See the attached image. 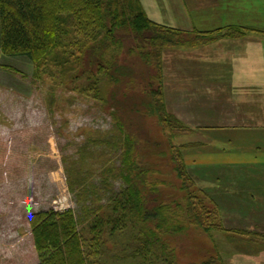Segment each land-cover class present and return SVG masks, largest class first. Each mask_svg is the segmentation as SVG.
Listing matches in <instances>:
<instances>
[{
    "label": "trees",
    "instance_id": "obj_1",
    "mask_svg": "<svg viewBox=\"0 0 264 264\" xmlns=\"http://www.w3.org/2000/svg\"><path fill=\"white\" fill-rule=\"evenodd\" d=\"M216 33L157 24L139 0H0L1 52L27 58L36 80L45 74L54 84L68 75L71 81L82 79L80 92L102 105L100 114L91 113L86 100L70 102L69 112L53 113L50 96L36 89L25 96L0 84V112L13 120L11 126L0 122V264H107L111 256L135 264H175L168 235L185 231L188 222L204 231L223 229L215 222L217 211L197 197L184 163L182 150L191 143L169 145L187 192L184 206H148L147 194L157 193L162 182L149 179L151 172L139 164L136 138L142 126L128 133L119 114L121 99L112 93L126 78L130 89L133 82L146 83L144 105L167 139L191 134L166 107L161 56L168 48L211 42ZM124 34L135 41L129 53L148 68L144 80L119 60ZM105 118L111 127L103 130ZM66 123L95 130L67 135L61 127ZM30 144L44 152L36 162L29 160ZM62 195H71V204L57 209Z\"/></svg>",
    "mask_w": 264,
    "mask_h": 264
},
{
    "label": "rangeland",
    "instance_id": "obj_2",
    "mask_svg": "<svg viewBox=\"0 0 264 264\" xmlns=\"http://www.w3.org/2000/svg\"><path fill=\"white\" fill-rule=\"evenodd\" d=\"M122 37L123 49L119 56L121 64L127 63L130 67L135 68L136 78L140 81L144 80L145 73L148 72L147 66L136 54L129 53L130 47L135 43L134 39L126 34ZM49 71L53 72L54 70L49 68ZM33 72L34 67L27 58L6 56L0 50L1 85L25 96H31L35 89L38 91L37 94L40 93V96L41 94L45 97L50 96V107L53 113L60 110L69 112L70 102L86 100L87 103H92L89 111L93 114H100L99 109L102 108V105L92 102V98L80 92L82 79L77 78L71 81L68 75L62 83L54 84L48 74L42 75L41 79L36 80L33 78ZM152 72H155L154 69ZM128 81L126 78L112 87V93L115 94L113 96L116 99H121L122 110H119V114L124 116V126L130 130L128 133L136 132L134 126H142V130L138 131L142 132V135L136 138L139 164L147 166L151 172L149 179L162 182L158 186L157 193L147 194L148 206H154L160 202L171 204L173 208H177V205L184 206L183 200L187 192L183 190L182 183L174 170L169 145L202 141L204 135L201 132H195L196 129H205V127L210 129L212 128L210 125L215 123L218 125L220 122L233 126L244 124L241 122L242 119H250L252 112L248 109L243 110V107L240 111L236 106L237 100L231 101L232 106L229 105L230 102L225 96L216 95L211 99L204 97L201 95L202 91L199 86H195L191 93L178 96L184 101H175L177 102L176 107L172 110L170 96L167 94L169 101L166 102L165 97L164 100L166 107L168 104V112L175 116L181 124L192 128L191 134L179 135L169 141L163 134L156 116L152 115L144 105L147 98L145 94L149 91L147 84L142 83L135 87L136 82H133V88L130 89L132 86ZM196 92L200 94H197V97ZM108 96L110 97V95ZM173 99L176 100L175 95H173ZM228 105L231 106V109ZM176 112L181 116H177ZM227 113L232 116H222ZM203 114H212L214 117L206 119ZM12 121L11 118L0 112L2 124L11 126ZM104 121L103 130L105 127H111L108 118H105ZM112 121L114 120L112 119ZM107 124L108 126H106ZM61 127L67 132V135L75 132L83 134L93 128L90 126H79L78 128L73 123L70 125L66 123L64 127L62 125ZM132 131L134 132L132 133ZM262 139H264V134L263 137L258 138L257 145L252 144V146H246L245 149L242 146L226 151L219 148L218 151L222 152L218 153L216 150L199 148L186 153V160L194 158L197 162L201 161V164L185 165L193 179L194 188L198 190L196 191L197 197L203 199L208 208H214L217 211L215 222L223 229L204 231L188 222L185 231L168 235L166 242L175 257V264H205L207 262L209 264L211 260L214 261V264H264V238L247 234L251 232L264 235V143ZM76 141L81 142L82 138L76 139ZM191 144L193 147L200 146L198 143ZM241 145H245V143ZM155 146L156 148H154ZM28 155L31 162H36L44 155V152L37 145L30 144ZM200 177L203 179L195 182L194 178L199 179ZM66 196L68 197L62 195V197L56 198L57 209L61 207V204L63 208L71 204V195ZM194 201L197 202V200ZM20 233L24 234L25 230L21 228ZM108 245L107 252L110 256L114 252L111 251L112 245ZM107 264H135V261L131 259L117 261L111 256L107 257Z\"/></svg>",
    "mask_w": 264,
    "mask_h": 264
},
{
    "label": "crops",
    "instance_id": "obj_3",
    "mask_svg": "<svg viewBox=\"0 0 264 264\" xmlns=\"http://www.w3.org/2000/svg\"><path fill=\"white\" fill-rule=\"evenodd\" d=\"M139 1L147 17L157 24L188 32H220L211 42L172 47L162 52L163 93L166 102L167 94L170 96L171 109L176 107L177 100H183L178 96L191 93L199 86L204 97L225 96L229 105L237 100L240 111L243 107L252 112L250 119H242L244 124L215 123L210 129L195 130L203 133L204 140L177 143L200 144L182 150L185 164H201L194 158L186 160V153L191 150L206 148L220 153L219 148L226 151L257 145L258 138L264 134V0ZM198 92L196 97L200 95ZM203 116L214 117L212 114ZM262 141L264 143V139ZM243 143L245 145H241ZM200 179L203 178H194L195 182Z\"/></svg>",
    "mask_w": 264,
    "mask_h": 264
}]
</instances>
